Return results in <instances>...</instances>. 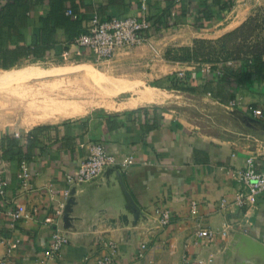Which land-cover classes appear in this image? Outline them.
I'll return each mask as SVG.
<instances>
[{
    "label": "crops",
    "instance_id": "crops-1",
    "mask_svg": "<svg viewBox=\"0 0 264 264\" xmlns=\"http://www.w3.org/2000/svg\"><path fill=\"white\" fill-rule=\"evenodd\" d=\"M65 4L66 11L74 10L80 23L70 31L57 27L58 45L68 46L60 55L92 56L73 38L77 31H87L94 13L101 18L136 16L151 22L147 42L120 49L110 60L148 64L152 71L139 69L124 80L110 78L108 81L121 85L116 90L119 93L134 91L123 100H114V108L98 107L23 130L12 123L0 128V163L6 167L7 180L6 192L0 195V264L2 258L6 264H37L45 256L54 228L65 231L69 243L49 264H97L109 251L110 240L118 247L111 264H198L199 259L210 256L214 264H221L222 246L234 231L264 243V191L250 197L244 206L234 201L239 188L235 173L246 167L247 157L252 155L255 168L264 170V80L260 75L250 79L230 75L220 80L222 67L155 57L157 49L191 46L196 38L222 37L264 9V0H66ZM49 6V0L35 4L25 28L27 38L38 32L40 17ZM51 55H55L53 50ZM242 65L243 60L232 63L235 69ZM178 70H185L184 89L170 87ZM162 91L168 96L159 98ZM122 103L130 104L120 108ZM249 107H259L263 114L253 115ZM209 110L208 119L201 116ZM242 116L256 121H245ZM4 133L16 137L19 141L13 150L27 156V187L19 179L17 158L3 156ZM93 142L103 143L118 162L127 155L134 161L126 169L112 165L118 172L69 184L68 178L75 176ZM119 174L146 215L137 232L96 223L100 211L113 203H126ZM72 190L75 203L69 215L73 219L66 226L64 211ZM192 201L197 203L194 214ZM17 206H23L27 216L13 221L6 210ZM163 209L170 211L167 224L159 221ZM201 227L216 230V236L197 237L195 232ZM16 239V246L11 247ZM141 244L145 247L139 256Z\"/></svg>",
    "mask_w": 264,
    "mask_h": 264
},
{
    "label": "trees",
    "instance_id": "trees-1",
    "mask_svg": "<svg viewBox=\"0 0 264 264\" xmlns=\"http://www.w3.org/2000/svg\"><path fill=\"white\" fill-rule=\"evenodd\" d=\"M38 2L40 0H5L3 4L0 2V69L12 68L27 59H44L50 56L52 50L59 56L68 47L58 45L56 29L62 27L70 31L79 26L80 18H77L76 13L75 19L66 14V0H49V10L44 17H40L38 32L31 33L27 38L25 28L32 15L31 10ZM263 26L264 17L257 21L256 17L250 16L240 26L220 38H196L191 46L170 48L166 55L173 61L209 63L212 69L222 67L218 75L220 80L230 75L238 79H250L252 75H260L264 80V35L261 36L262 32L258 31ZM77 33L79 35L82 32ZM75 35L76 32L70 36ZM249 56L252 58L251 63H248ZM240 60H243V68H233L232 63ZM170 87L184 89L186 84L184 79L174 75L170 80ZM18 141L16 137L4 133L3 156L7 159L16 157L19 162L22 159L28 160L21 150H13Z\"/></svg>",
    "mask_w": 264,
    "mask_h": 264
},
{
    "label": "built area",
    "instance_id": "built-area-1",
    "mask_svg": "<svg viewBox=\"0 0 264 264\" xmlns=\"http://www.w3.org/2000/svg\"><path fill=\"white\" fill-rule=\"evenodd\" d=\"M67 14L75 16L71 9L66 11ZM151 31V22L144 18L136 16L125 17H109L101 18L98 13H94L90 19L87 31L79 34L74 38V42L79 47L86 48L95 60H110L120 49L132 48L142 45L147 42ZM252 62V58L248 57V63ZM229 64L230 61H227ZM208 65V64H207ZM177 77L184 79L185 70H178ZM253 115H262L263 111L259 107H249ZM134 161L132 155H127L121 161L109 154L103 143L93 142L89 147L87 156L81 161L75 176L68 178V183H77L91 180L96 177L104 166L119 165L122 169H126ZM246 167L237 170L235 177L239 183V188L235 192V204L244 206L250 197L264 191V170H257L254 165V157L248 156L246 159ZM6 167L0 163V195L6 192L7 180L5 177ZM30 177L28 162L22 159L20 162L19 179L24 187L28 186ZM65 195L68 196V189L65 190ZM63 205L61 204V207ZM57 209V213H60ZM191 213L197 212V203L191 202ZM159 221L161 224H167L170 220V211L163 209L159 213ZM6 215L13 221L19 220L27 216L23 206L6 210ZM50 216H46V221L52 222ZM223 234L227 235V230H222ZM217 231L209 227L198 228L195 232L199 238L213 239ZM19 239H16L11 247L16 246ZM69 243V236L65 231L52 229L51 237L48 242L45 256L37 262V264H49L56 256H60L62 249ZM109 251L97 260V264H111L114 260V255L117 252V243L113 240L107 242ZM145 247L141 244L138 249L139 256L142 255V250ZM198 264H214L212 256L207 259H199ZM1 264H6V259L2 258Z\"/></svg>",
    "mask_w": 264,
    "mask_h": 264
},
{
    "label": "rangeland",
    "instance_id": "rangeland-1",
    "mask_svg": "<svg viewBox=\"0 0 264 264\" xmlns=\"http://www.w3.org/2000/svg\"><path fill=\"white\" fill-rule=\"evenodd\" d=\"M255 12L256 13L254 14V17H256L257 21H260L264 17V9H258ZM258 31L262 32L261 36H263L264 26L259 28ZM173 47H178V45L163 48L161 49V51L160 50L158 51L157 49V55L155 57L158 60L160 59L161 56L164 59H168L166 52L168 49ZM187 63L195 64L198 62H187ZM30 65L39 66L42 68H50L52 69L53 73L50 75L36 76L25 79H12V80L4 79L1 82L2 80L1 74L3 70L0 69V83H1L0 91L4 90L3 92H0L1 93L0 94V128L7 123H12L13 126L20 128V130H23L24 128H29L30 126L40 122L58 121L61 119V118L57 120L47 119V120L36 121L35 119H33L31 115H28V117L22 114H16L15 117L14 115L8 116L7 111H9L8 108H10L11 106L10 99L8 97L22 98L25 97V94L28 95V93H31L30 91L35 92V90H39V89H47V91L52 95H55L57 91H60V93H62L60 94V96L62 95L64 98L67 96L66 98L68 101L71 98L70 101H77L83 104L86 108V111H84V113H87L94 108L107 107V105H112L114 100L115 101L123 100L134 93V91L131 92L126 91L122 93H119V91H115L114 93L110 94L111 92H109V90L107 91L105 84L102 85L101 80H106V77H110L112 79L123 78L122 80H124L125 78L128 79L127 77H130V74H137V71L139 69H141L139 70L140 72L144 71L151 73L150 71H152V67L148 64L146 65H142V63L116 64L111 60L97 61L90 54L89 55L85 54L81 57L80 56L77 57L76 55H68L66 53L64 55H59V56L51 55L44 59H37V60L27 59L22 63H20L19 65H16L9 69H19ZM5 83L6 84L9 83V84L6 85ZM82 85L83 86L85 85L86 88L84 87L85 88L84 89ZM5 87H7L8 90L4 89ZM69 87L72 89H69ZM62 88H66L71 92H68L67 94L65 91H63ZM93 91L94 93L95 92L96 93L94 94ZM173 93L182 95V93L179 92H173ZM62 96L61 98H63ZM172 96L173 98L175 97L174 95ZM178 98L179 97L176 96L174 99L179 100ZM6 102L8 103V105ZM3 108L7 111L2 110ZM208 112L210 113L211 111L210 110L205 111L206 113L205 116L203 114L201 116L204 117L205 119H208V115H211Z\"/></svg>",
    "mask_w": 264,
    "mask_h": 264
},
{
    "label": "water",
    "instance_id": "water-1",
    "mask_svg": "<svg viewBox=\"0 0 264 264\" xmlns=\"http://www.w3.org/2000/svg\"><path fill=\"white\" fill-rule=\"evenodd\" d=\"M242 118L245 121H256L255 119L247 116H242ZM110 171L118 172V169L113 166H104L101 172L91 180ZM118 183L126 198V203H113L109 206V208L103 209V211L98 213L96 223L99 225L111 226L112 228H127V233L137 232L138 230L136 229L138 225L141 224V222H146V215L141 211L139 206L134 203L128 194V191L122 183L121 174H119ZM73 193L74 190L70 193L71 195L64 211V221L66 226H70L71 220L73 219V217L69 215L72 211V205L75 203ZM132 228H134L135 231H133ZM220 261L221 264H264V243L252 237L248 233L243 231H234L229 240L222 246Z\"/></svg>",
    "mask_w": 264,
    "mask_h": 264
},
{
    "label": "bare ground",
    "instance_id": "bare-ground-1",
    "mask_svg": "<svg viewBox=\"0 0 264 264\" xmlns=\"http://www.w3.org/2000/svg\"><path fill=\"white\" fill-rule=\"evenodd\" d=\"M52 73H53L52 69H50V68H42V67L33 66V65L25 66V67H22L19 69H3L2 74H1L2 75L1 82L4 79L5 80L25 79V78H31V77H36V76L50 75ZM108 80H110V77H106V80H101V82H102V85L105 84L107 91L109 90V92H111L110 94L114 93L118 88L121 87V85L119 84L118 81H108ZM8 82H10V81H8ZM3 83H2V85H3ZM7 84H9V83H7ZM84 87H85V85L83 86V88ZM51 88H52V86H51ZM4 89H7V87H5ZM62 89L67 94H68V92H71L66 88H62ZM69 89H72V88L69 87ZM3 91H0V92H3ZM30 92L31 93H28V95L25 94V97H22V98L8 97L10 99V105H11L10 108H8L9 111L5 110L4 108L2 110L7 111L8 116L14 115V117H15L16 114H22V115H25L28 117V115H31L33 117V119H35L36 121L37 120H47V119L48 120L49 119L50 120L51 119L57 120L60 118H65V117L77 116V115L84 113V111H86L85 106L83 104H81L80 102L70 101L71 98L68 101L66 98L67 97L66 95H64V96H66L65 98L61 95L63 97V98H61L60 94H62V93H60V91H57L55 93V95L50 94L47 91V89H39V90H35V92H33V91H30ZM82 92H85V91H82ZM109 92H107V93H109ZM93 93H94V91H93ZM167 96H168V94L163 92V91L159 94V98H164ZM148 98L153 100L152 99L153 97H151V96H148ZM129 104L130 103H122L119 105V107L124 108ZM7 105H8V103H7ZM107 107L114 108L116 106L107 105Z\"/></svg>",
    "mask_w": 264,
    "mask_h": 264
}]
</instances>
